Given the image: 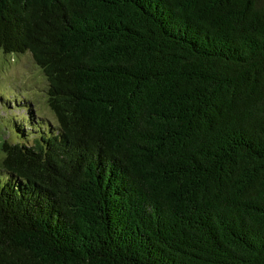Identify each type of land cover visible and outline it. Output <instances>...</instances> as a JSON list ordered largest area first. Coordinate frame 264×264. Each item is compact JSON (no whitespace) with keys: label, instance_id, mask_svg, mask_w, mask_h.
Masks as SVG:
<instances>
[{"label":"trees","instance_id":"1","mask_svg":"<svg viewBox=\"0 0 264 264\" xmlns=\"http://www.w3.org/2000/svg\"><path fill=\"white\" fill-rule=\"evenodd\" d=\"M0 51L57 122L0 138V264H264V0H0Z\"/></svg>","mask_w":264,"mask_h":264},{"label":"rangeland","instance_id":"2","mask_svg":"<svg viewBox=\"0 0 264 264\" xmlns=\"http://www.w3.org/2000/svg\"><path fill=\"white\" fill-rule=\"evenodd\" d=\"M46 88L47 80L29 52L12 55L0 51V138L17 140L16 130L11 128L14 123L24 124L23 141L29 143L44 126L56 127Z\"/></svg>","mask_w":264,"mask_h":264}]
</instances>
